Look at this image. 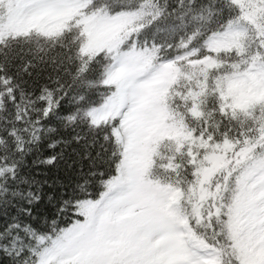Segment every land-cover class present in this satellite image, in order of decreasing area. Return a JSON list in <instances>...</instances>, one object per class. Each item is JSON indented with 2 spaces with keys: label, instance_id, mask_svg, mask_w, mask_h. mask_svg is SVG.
Returning a JSON list of instances; mask_svg holds the SVG:
<instances>
[{
  "label": "snow or ice",
  "instance_id": "snow-or-ice-1",
  "mask_svg": "<svg viewBox=\"0 0 264 264\" xmlns=\"http://www.w3.org/2000/svg\"><path fill=\"white\" fill-rule=\"evenodd\" d=\"M0 264H264V0H0Z\"/></svg>",
  "mask_w": 264,
  "mask_h": 264
}]
</instances>
